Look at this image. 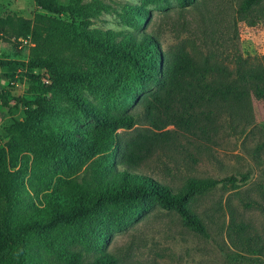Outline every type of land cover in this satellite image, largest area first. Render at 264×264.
Wrapping results in <instances>:
<instances>
[{"label": "trees", "instance_id": "obj_1", "mask_svg": "<svg viewBox=\"0 0 264 264\" xmlns=\"http://www.w3.org/2000/svg\"><path fill=\"white\" fill-rule=\"evenodd\" d=\"M33 1L38 9L33 18L0 17V36L34 43L28 61L0 58V73L26 77L32 94L16 99L0 89L1 105L22 106L26 113L7 127L10 138L0 146V264H123L103 250L88 260L67 247L66 237L98 221L120 230L155 205L208 237L192 204L218 184L240 186L248 174L190 176L175 189L140 168L170 145L169 130L161 128L165 124L210 138L219 129L221 108L247 119L242 104L250 95L264 104V68L241 56L229 67L212 50L163 48L145 30L151 12L142 4L123 6L120 15L133 27L129 31L92 27L93 19L110 8L103 0ZM262 1L241 0L238 12L247 16L257 9L264 18ZM195 2L174 0L181 10ZM42 69L49 83L43 82ZM133 105L138 111L130 109ZM140 116L147 126L137 128ZM83 120L88 126L81 128ZM1 167L7 168V191ZM228 228L235 233L228 235L236 250L227 257L258 264L264 256L262 235L232 219ZM103 236L104 230L96 240Z\"/></svg>", "mask_w": 264, "mask_h": 264}, {"label": "rangeland", "instance_id": "obj_2", "mask_svg": "<svg viewBox=\"0 0 264 264\" xmlns=\"http://www.w3.org/2000/svg\"><path fill=\"white\" fill-rule=\"evenodd\" d=\"M103 1L110 8L92 18V27L132 31L133 27L120 14L126 3L142 4L151 12L145 30L153 32L163 48L180 44L201 54L212 50L216 58L229 67L234 65L235 56H241L248 65L264 68V18L257 15V9L247 16L239 13L241 0H196L183 10L174 0L159 3L149 0ZM37 11L33 0H0V17L15 14L33 18ZM20 41V38L15 40L1 35L0 58L28 61L34 43L29 39L27 43ZM40 72L43 82L49 83L44 69ZM10 74V71H1L0 89L8 92L11 98H32L30 81L18 72L13 73V78L8 76ZM130 109L138 111L136 105ZM242 111L247 119L235 117L236 112L230 107L218 110L219 129L210 138L188 133L175 124L163 125L162 130H169L172 137L170 145L164 154L153 155L140 168L175 189L190 176L219 179L231 174L237 177L248 174V180L240 186L232 188L218 184L192 204L207 225L208 237L184 227L175 212L155 205L146 213L129 218L120 230L110 231L111 225L100 221L97 226H86L84 232L73 230L72 236L66 237L67 247L80 251L88 260L103 250L123 264H240L227 257L236 250L228 235L235 234L229 232L231 219L248 224L250 234H261L264 241L263 101L250 95L242 104ZM25 117L22 106L6 108L0 104V146H5L10 138L7 127ZM84 126H88V122L83 120L79 127ZM145 126L147 124L140 116L135 127ZM128 133L123 137H128ZM1 175L7 191V168L1 167ZM102 230L105 236L96 240ZM77 234H86V237ZM257 262L264 264V256H260Z\"/></svg>", "mask_w": 264, "mask_h": 264}, {"label": "built area", "instance_id": "obj_3", "mask_svg": "<svg viewBox=\"0 0 264 264\" xmlns=\"http://www.w3.org/2000/svg\"><path fill=\"white\" fill-rule=\"evenodd\" d=\"M21 41H22V43H27L28 42V39H22Z\"/></svg>", "mask_w": 264, "mask_h": 264}]
</instances>
